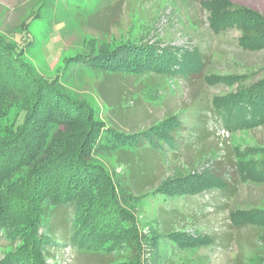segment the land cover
<instances>
[{
	"label": "trees",
	"instance_id": "16d2710c",
	"mask_svg": "<svg viewBox=\"0 0 264 264\" xmlns=\"http://www.w3.org/2000/svg\"><path fill=\"white\" fill-rule=\"evenodd\" d=\"M228 1L200 2L202 8L216 12L218 20L210 19L212 28L220 31L221 26L229 24L241 32L245 47L264 46V15ZM121 4L119 0L118 5ZM103 30L109 31L110 26L99 27V31ZM2 37L0 90L13 83L25 91L28 88L31 103L21 109L23 116L12 128L13 137L0 138V239L7 249L0 264H47V258L56 253L69 256L71 250L86 264L89 261L84 256L90 257L93 264H175L179 252L196 243H192L189 233L175 228L172 220L180 215L174 205H160L153 219L158 230L146 231L136 214L142 197L160 194L173 201L175 197L215 187L225 193L227 206L242 183L264 185V141L252 147L254 159L247 167L241 163L239 147H230L220 134L218 139L226 145L218 148L224 153L206 168L197 171V167L185 165L181 177L158 176L168 156L190 151L203 137L198 127L191 125L188 129L181 116L171 113L158 123L128 131L117 129L115 124L109 126L105 120L92 119L88 111L82 131L61 133L54 140V126L73 125L86 107L71 102L59 88L32 75L28 67L21 69V48L4 43ZM172 50L169 46L153 50L144 43H119L111 49L81 53L76 61L97 69L105 77L97 89L108 103L107 119L111 124L110 121L115 123L114 120L135 114V107L121 98L122 80L158 72L163 78H185L184 83L190 86L201 85V77L209 84L203 68L206 59L204 62L202 56L190 55L187 49L175 54ZM153 51L159 54L158 58ZM154 61L157 62L153 65ZM106 84L112 86L105 89ZM221 100H212L208 112L213 109L224 128L231 129L234 117L245 129L264 127V78L260 85L243 89L226 105ZM75 134L83 137L73 145ZM194 134L196 139L190 141ZM108 150L117 154L123 173L113 174L92 161L95 153ZM246 150L249 154L250 149ZM228 171L230 179L225 176L230 174ZM252 205L250 213L264 221L263 204ZM201 241L198 239L197 243ZM62 260L68 264L66 257Z\"/></svg>",
	"mask_w": 264,
	"mask_h": 264
},
{
	"label": "rangeland",
	"instance_id": "374dc122",
	"mask_svg": "<svg viewBox=\"0 0 264 264\" xmlns=\"http://www.w3.org/2000/svg\"><path fill=\"white\" fill-rule=\"evenodd\" d=\"M206 1L122 0L118 5L119 0H0V35L4 43L18 44L21 48L19 55L24 65L21 69L28 67L32 75L59 88L71 102L86 107L73 125L54 126V140L61 133L82 131L88 111L92 119L105 120L109 126L115 124L117 129L128 131L158 123L171 113L178 118L181 116L180 120L188 129L191 125L198 127L197 131H202L203 137L190 151L183 150L177 156H168L162 162L163 169L158 176L181 177L185 165L197 167V171L203 170L224 153L218 147L226 143L230 147L231 144L239 147L241 163L249 167L251 159H254L252 147L264 141L263 125L245 129L237 122L239 118L234 117L231 129L224 128L213 109L212 114L208 111L216 97L226 105L243 89L250 90L261 84L264 78V46L256 49L245 47V40H240L243 37L241 32L229 24L221 26L220 31L213 29L210 19L218 18L215 11L200 6V2ZM228 2L253 8L264 15V0ZM250 20L255 21L253 18ZM103 26H110V30L99 31ZM119 43H144L152 46L153 50L169 46L174 54L187 49L190 55L202 56L204 62L206 59L203 68L210 82L206 84L201 77V85L190 86L185 84V78H163L158 72L122 80L121 98L135 107V114L120 121L114 120L115 123L110 121V124L108 103L97 89L100 80L106 79L102 72L76 61V56L89 53V50L111 49ZM156 57H159L158 53ZM177 58L176 55L175 60ZM156 62L151 63L154 65ZM111 86L106 84L105 89ZM21 89L13 83L0 90L3 93L0 95L2 139L13 137L12 128L23 116L21 109L30 106L28 88L26 91ZM137 107L140 113L136 111ZM186 131L188 134L189 130ZM187 134L182 136L183 141ZM217 134L227 142L219 140ZM77 135L73 145L82 140L83 136ZM196 137L194 134L190 141ZM92 161L113 174L124 171L112 150L95 153ZM225 176L230 179L231 173ZM225 196L215 187L175 197L173 201L160 194L157 197L148 195L137 204V219L146 231H157L158 226L153 220L157 208L160 205L177 207L180 217L172 220L176 222L175 228L178 232L189 233L188 237L196 244L181 250L175 257V264H264V221L250 213L253 203L264 206V185L242 183L227 206ZM232 210L234 212L229 214ZM259 222L262 225H258ZM198 239L202 241L197 243ZM6 251L4 240L0 239V259ZM72 251L69 256L55 252V257L47 258V264H65L63 257L67 258L68 264H86ZM84 257L89 261L87 264H93L90 257Z\"/></svg>",
	"mask_w": 264,
	"mask_h": 264
}]
</instances>
